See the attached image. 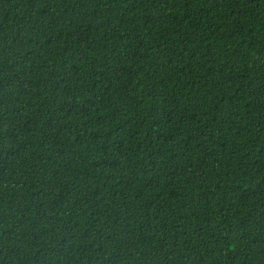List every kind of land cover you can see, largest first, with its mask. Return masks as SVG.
<instances>
[{
	"label": "trees",
	"instance_id": "16d2710c",
	"mask_svg": "<svg viewBox=\"0 0 264 264\" xmlns=\"http://www.w3.org/2000/svg\"><path fill=\"white\" fill-rule=\"evenodd\" d=\"M0 264H264V0H0Z\"/></svg>",
	"mask_w": 264,
	"mask_h": 264
}]
</instances>
